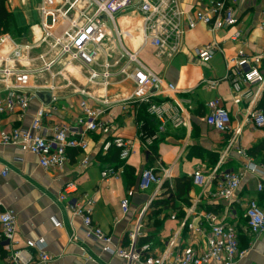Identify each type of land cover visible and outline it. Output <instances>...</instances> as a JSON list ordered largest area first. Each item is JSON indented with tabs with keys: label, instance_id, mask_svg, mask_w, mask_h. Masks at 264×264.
<instances>
[{
	"label": "built area",
	"instance_id": "2783aa9c",
	"mask_svg": "<svg viewBox=\"0 0 264 264\" xmlns=\"http://www.w3.org/2000/svg\"><path fill=\"white\" fill-rule=\"evenodd\" d=\"M198 2L201 6L187 10L180 0H41L37 11L42 36L37 45L20 44L8 34L0 37V88L4 87L7 92L6 98L0 99V114L26 113L38 96L37 92L29 89L32 78H43L45 73L50 75L52 81L47 87L51 97L47 102L41 101L29 126H16L11 130L0 128V144L15 146L23 154L37 156L44 169L62 170L69 162L70 150L76 149L87 154L88 137L98 132L104 135L101 141L102 154L106 155L114 148L118 150L120 160L126 162L133 152L132 142L113 132V121L104 118L107 110L104 105L109 103L106 97L98 98L86 89L79 88L78 93L82 98L78 104L76 121L73 124L48 123L59 108L60 97L56 91L60 84H56V80H64L67 87L73 86L66 72L68 68L79 66L92 85L107 86L118 75L134 83L133 94L124 100V111H130L135 102L147 105L149 116L156 120L158 126L152 134L140 129L139 138L148 154H152L151 147L162 139L169 125L185 127L188 120L179 103L156 100L165 96L170 98L176 95L178 89L174 83L147 68L137 52L129 49L125 41L132 38L135 32L119 30L116 20L122 14H139L142 43H150L160 57L172 58L181 52L186 32L198 24H205L213 33H218L235 28L239 22L236 10L239 0ZM63 21L69 27L62 36H56L53 27ZM108 21L113 23L114 33L108 29ZM240 37L241 32L235 30L229 40L235 42ZM42 47L46 51L34 58L33 50ZM223 50L218 42H213L198 46L195 54L202 62L208 63L217 53H224ZM227 70L226 78L232 85L233 101L239 104L252 94L249 88L264 86V51L249 56L239 51L228 59ZM209 86L213 87L215 83ZM206 106V124L216 131L228 132L232 123L228 107L220 99H213ZM248 118L256 127L264 126L263 110L250 109ZM238 137L239 132L235 131L227 148L233 147ZM237 153L245 159L237 171L214 169L206 174L198 169L192 175L193 183L199 186H209L219 179L214 189L209 191V196L212 200H224L228 204L222 213L199 211V198L204 195L200 193L182 222V227L187 226L192 237V241L182 248H177L173 241L161 251L154 249L151 243L137 246L140 226L131 234L130 246L115 245L112 236L94 222L93 201L77 199L79 185L74 180L65 183L59 201L67 204L73 217L82 218L87 238L101 241L105 252L126 260L127 264H236L247 250L240 245L237 224L230 222L229 218L233 217L244 174L260 176L264 172V167L257 165L246 149L238 148ZM89 162L88 155H85L81 165L86 166ZM7 172L8 168H5L3 174ZM122 174L123 166H107L101 171L104 180ZM172 179L170 167L162 168L161 173L148 167L140 173L138 190L144 192L156 185L159 191L167 180ZM263 190L264 182L260 180L257 193ZM133 193L130 191L121 202L125 213L129 212V196ZM244 208L246 230L256 235L264 232V208L259 199L249 198ZM190 216L205 221V224L189 222ZM171 219L176 220V214H172ZM56 227H63L62 222H57ZM16 235V214L14 210L5 208L0 211V243L8 249L6 264H51L56 260L46 249L44 238L27 240L25 246H18ZM200 236L205 239L204 246H201Z\"/></svg>",
	"mask_w": 264,
	"mask_h": 264
},
{
	"label": "crops",
	"instance_id": "0c3cea01",
	"mask_svg": "<svg viewBox=\"0 0 264 264\" xmlns=\"http://www.w3.org/2000/svg\"><path fill=\"white\" fill-rule=\"evenodd\" d=\"M180 2L187 10L201 6L198 0ZM29 3V0H9L8 8L13 14L16 28H23L25 32L28 28L31 29L32 41L19 42L13 38L14 41L35 46L42 36L40 17L38 6L30 7ZM236 10L239 22L233 30L241 32L238 41L229 40L232 35L229 31L213 33L205 24L200 23L186 32L181 52L172 58L160 57L150 43H142L139 14H122L117 17L119 30L135 32L132 38L125 41L129 49L137 52L147 68L174 83L178 89L176 95L156 100L179 103L188 120L185 127L175 128L169 125L162 139L154 144V148L151 147L154 149L152 154H148L139 138L136 105H133L130 111H124V100L132 95L135 89L131 80L118 75L111 79L107 86L92 85L79 66L68 68V73L66 72L74 83L73 86L67 87L64 80H56V84H60L56 91L60 97L59 108L48 123L73 124L79 115L78 104L82 98L78 89H86L95 97L108 99L109 103L104 105L107 109L104 118L113 121V132L131 140L133 152L125 162V167L122 165V175L104 180L101 171L114 162L108 160L105 155H100L99 149L104 135L98 132L89 135L87 154L76 149L70 150L69 162L62 170L44 169L37 156L23 154L15 146L0 144V199L3 202L0 211L5 208L14 210L18 246H25L27 240L44 238L46 249L56 258L51 264H127L126 260L105 252L101 241L87 238L82 218L73 217L67 204L59 201L63 186L71 180L79 185V201L85 198L93 201L94 222L112 236L113 243L117 246H130L131 234L140 226L137 246L151 243L154 249L161 251L173 241L177 248L185 247L192 241V237L189 228L182 227V222L200 193L204 195L199 198V211L222 213L226 210L228 202L215 201L209 196V191L214 189L219 179L209 186L192 183L188 202L177 199L171 207L160 208L159 213L152 203L164 189L158 191L157 186L153 185L152 189L142 192L138 190V182L141 171L148 167L154 168L158 173L162 172V168L170 167L173 175L171 182L183 177L192 179L198 169L206 174L214 169L237 171L245 161L237 153L238 148L246 149L254 162L264 167V126L256 127L248 118L250 109L264 111V86L249 88L252 94L236 104L233 101L231 82L226 78L228 59L236 56L239 51L248 56L264 51V0H239ZM66 24L68 23L63 21L53 27L54 34ZM107 27L114 33L111 21L107 22ZM213 42H218L224 53L219 52L210 62L204 63L196 56L195 49ZM43 49L44 47L33 50V57H38L40 53H35ZM42 77L32 78L29 89L37 92L38 96L26 113L0 114L1 129L29 126L41 101L50 100L51 92L47 88L52 82L50 75L45 73ZM212 82L215 86L210 87ZM6 96L5 88L1 87L0 99L3 100ZM213 99H220L230 110L232 123L226 133L212 129L205 122L206 104ZM90 102L94 103L93 100ZM153 120L156 130L158 124ZM235 131L239 132L238 141L233 147L227 148ZM257 146H261L260 150L255 155L250 154V150ZM85 155H88L90 162L83 166L81 162ZM127 166L135 170L129 187L126 184ZM5 168H8L6 175L3 174ZM260 180L264 182V172L260 176L244 174L238 200L234 204L233 217L229 218L230 222L237 224L240 245L247 250L246 255L236 264H264V232L258 235L250 234L245 228L244 218V206L249 198L257 197L264 208V190L257 193ZM130 191L134 193L129 196L130 209L125 213L121 202L128 197ZM172 214H176V220L171 219ZM200 220L190 216L188 221H193L195 225L202 222L205 224V221ZM57 222H62L63 227H56ZM200 237L201 246H204L205 239ZM7 255L8 249L2 244L0 264H6Z\"/></svg>",
	"mask_w": 264,
	"mask_h": 264
},
{
	"label": "trees",
	"instance_id": "16d2710c",
	"mask_svg": "<svg viewBox=\"0 0 264 264\" xmlns=\"http://www.w3.org/2000/svg\"><path fill=\"white\" fill-rule=\"evenodd\" d=\"M8 2L9 0H0V32L5 30L10 31L12 29L14 31L19 32V34L24 32L23 34L24 37L26 35L25 30H23V28L21 29L16 28L13 14L10 12L8 8ZM135 105L137 107V122L139 124V129L145 131L148 134L154 133L155 131V125L153 122L154 120L151 119V117L147 112L148 109L147 105L143 103L141 104L140 102H135ZM152 147L154 148L155 145ZM101 148H102V144L100 145L99 153L101 156H103ZM260 148L261 146L255 147L254 149L250 150V154L255 155L260 150ZM105 156L108 160H112V162H114V164L109 166L120 167L125 164L124 161L120 160L119 152L117 149L114 148L111 149L110 152ZM150 158L154 159L153 157ZM126 172H127L126 175L128 174L126 176L127 177L126 184L129 187L132 183L131 179L133 181L135 170L134 168L127 166ZM192 183L193 180L189 177L177 178L175 182H171L167 180L162 186V189H164L163 193L153 201L152 206L156 207L158 209L156 211H158L159 213V211L161 210L160 208H164V207L168 208L169 206L171 207L172 205H174V202L177 199L188 202L189 192ZM0 251H2L1 243H0Z\"/></svg>",
	"mask_w": 264,
	"mask_h": 264
},
{
	"label": "rangeland",
	"instance_id": "374dc122",
	"mask_svg": "<svg viewBox=\"0 0 264 264\" xmlns=\"http://www.w3.org/2000/svg\"><path fill=\"white\" fill-rule=\"evenodd\" d=\"M29 2H31V3H29V6L30 7H35V6H38L40 3H41V0H29ZM37 22H39L38 20H36ZM68 28V24H66L65 26H62L57 32H55V35L56 36H62L63 35V33L65 32V30ZM31 29L30 28H28L26 31L27 32H25V39H24V37H23V34H24V32L23 33H20L19 34V32H17V31H14V30H10V31H1L0 32V37L1 36H3V35H6V34H8V35H10L12 38H15L17 41H19V42H21L22 40H25V41H32V36H31V31H30ZM227 31H229L228 33H230V34H233L234 33V30H233V28H231L230 30H227ZM232 36V35H231ZM230 36V37H231ZM46 51V49L44 48L43 50H41V51H39V52H36L35 53V55L36 54H38V53H42V52H45ZM163 142H166V141H163ZM154 187V186H153ZM152 189V188H151Z\"/></svg>",
	"mask_w": 264,
	"mask_h": 264
}]
</instances>
